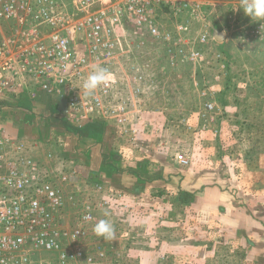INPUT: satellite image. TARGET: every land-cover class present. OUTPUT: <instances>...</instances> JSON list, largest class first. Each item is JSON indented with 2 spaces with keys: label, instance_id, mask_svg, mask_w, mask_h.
Here are the masks:
<instances>
[{
  "label": "rangeland",
  "instance_id": "rangeland-1",
  "mask_svg": "<svg viewBox=\"0 0 264 264\" xmlns=\"http://www.w3.org/2000/svg\"><path fill=\"white\" fill-rule=\"evenodd\" d=\"M238 5L239 0H207L203 6L200 19L191 25V35L197 46L200 33L210 34L207 47L201 46L208 63L195 71H189L192 65L185 61L170 68L163 53H157V45L151 44L141 59L131 57L138 59L135 62L142 61L145 76L148 73L154 78L151 87L144 90L145 105L186 108L184 115L193 126L192 132H184L179 118L162 119L177 132L170 145L164 142L168 150L158 154H171L176 163L179 154L189 160L187 165L177 166V174L184 181L180 179L173 187L177 198L171 201L175 207L172 215L166 214V209L158 214L155 198L135 197L107 186L101 181L103 168L89 167V159L71 132L53 129L47 133L39 123L36 129L29 127L28 117L20 120L19 138L35 146L33 155L44 164L49 176L75 170L84 196L100 198L119 191L126 195L129 211H122L116 204L109 211H98L84 240L90 250L102 249L112 264H264V28ZM215 35L224 40H217ZM216 54L227 68L224 92L212 86L219 65ZM192 75L215 102L209 125L199 117L202 100L198 91L190 88ZM238 86H243L242 91ZM133 124H138V118ZM113 131L124 144L115 156L145 160L152 154L156 158L159 137L155 133L149 138L138 135L139 131L130 140L115 125ZM82 162L88 166H82ZM96 183L102 185L101 192L94 193ZM199 190L202 197H194ZM179 192L190 197L181 200ZM62 218L70 226L76 221V213L66 208ZM101 219L112 223L111 239L93 231V225Z\"/></svg>",
  "mask_w": 264,
  "mask_h": 264
},
{
  "label": "built area",
  "instance_id": "built-area-1",
  "mask_svg": "<svg viewBox=\"0 0 264 264\" xmlns=\"http://www.w3.org/2000/svg\"><path fill=\"white\" fill-rule=\"evenodd\" d=\"M206 2L0 0V95H61L64 116L77 129L87 121H111L132 140L137 133L133 119L146 102V76L142 61L131 57L141 59L152 44L170 68L180 61L195 69L207 64L201 46L207 47L210 34L198 35L200 46L191 35ZM214 58L220 74H226L221 56ZM93 64L108 69L113 81L85 95L81 85ZM198 88L199 117L210 123L215 102L206 89ZM179 123L184 132H192L187 118ZM34 149L0 128V264H112L102 249L90 250L84 240L98 211H109L114 204L129 211L126 195L84 196L75 170L49 176ZM176 159L181 165L189 162L182 154ZM94 186V193L103 190L99 183ZM66 208L76 213L70 226L63 223Z\"/></svg>",
  "mask_w": 264,
  "mask_h": 264
},
{
  "label": "crops",
  "instance_id": "crops-1",
  "mask_svg": "<svg viewBox=\"0 0 264 264\" xmlns=\"http://www.w3.org/2000/svg\"><path fill=\"white\" fill-rule=\"evenodd\" d=\"M211 32L212 34H216L215 29L211 30ZM189 69L191 72L195 71L194 66H190ZM141 70L145 71L144 67ZM151 70L148 71L151 72ZM197 70L199 71V68ZM225 71L226 74H220L221 69L219 68L217 71L219 78H216L217 73L213 76V84L215 85L212 86H217L218 90L222 89V92L225 91L223 85L227 76L226 67ZM146 76L142 84L144 90L149 89L147 87H151L154 81V78L152 76L150 78L148 73H146ZM191 78H193V75ZM194 80L195 78H193V82L190 80V88L192 89L193 87V89L198 91L199 85L195 86ZM212 86L210 84L209 91L213 90ZM240 87L243 88V86ZM240 87L238 90L242 91ZM4 97L5 99H2L0 95V128H5L12 136L19 137L21 130L20 120L23 117H28L29 122H27V125L30 124L28 126L33 129H36L40 124L43 128H47L44 131L47 133L53 132V129H58L60 130L59 132L62 129L71 132L70 134L76 138L75 140H78V144L82 147L80 150L89 159V167L95 166L103 168L105 174H103L104 176H102L101 181H104L107 186L109 185L112 189H120L129 194L131 193L135 197L149 196L155 198L157 199L156 203L159 204L156 207L157 213L162 214L163 210L166 209L165 213L172 215L171 213H173L175 207L171 206V201L177 198V193L173 187H176L180 179L182 181L184 180L181 175L177 174L178 163L171 158V154L168 156L158 154L159 151L163 152L166 149L168 150L169 146L167 145L172 143V136L177 132L169 122L168 124L163 123L162 119L186 118L184 114H187L188 109L180 110L178 107L167 106H153L149 108L145 105L146 102H144L142 113L139 114V117H135L138 118V124L135 126H137V132L140 131L137 133L138 135L144 136L146 134L151 138L153 133H155V136L157 138L159 137L158 141L156 140V158L152 154H149L150 156L148 155V158L145 160H136L131 156H127V159L124 160L121 156H115V151H118V148L120 150L124 144H120L122 142L116 139L113 131V122L92 120L85 122L82 128L75 129L76 127L70 124L66 116H64L63 109L65 107V100L61 95H47L44 92H39L36 99H31L27 95V92H24L19 95L8 94ZM32 120L37 123L33 124L31 122ZM38 120L41 122H38ZM44 124H46L45 127ZM153 124L155 126H150ZM144 149L146 148L144 147ZM82 166L88 165L82 162ZM201 191L194 192V197L201 198ZM190 199L192 200L193 197Z\"/></svg>",
  "mask_w": 264,
  "mask_h": 264
},
{
  "label": "clouds",
  "instance_id": "clouds-1",
  "mask_svg": "<svg viewBox=\"0 0 264 264\" xmlns=\"http://www.w3.org/2000/svg\"><path fill=\"white\" fill-rule=\"evenodd\" d=\"M239 8H242L245 15L251 17L253 21H260L261 28H264V0H239ZM237 8V7H236ZM235 8V9H236ZM215 38L223 41V37L217 35ZM113 81L111 72L103 66L93 64L91 71L83 80L81 88L85 95H91L98 87H106ZM96 235L111 239L114 236L112 223L107 219H101L93 225Z\"/></svg>",
  "mask_w": 264,
  "mask_h": 264
},
{
  "label": "trees",
  "instance_id": "trees-1",
  "mask_svg": "<svg viewBox=\"0 0 264 264\" xmlns=\"http://www.w3.org/2000/svg\"><path fill=\"white\" fill-rule=\"evenodd\" d=\"M183 196H188V194H186V193L184 194V192H179V193H178V197H179V199H181V198L183 199ZM188 197H190V196H188ZM182 199H181V200H182ZM189 199H190V198H189Z\"/></svg>",
  "mask_w": 264,
  "mask_h": 264
},
{
  "label": "water",
  "instance_id": "water-1",
  "mask_svg": "<svg viewBox=\"0 0 264 264\" xmlns=\"http://www.w3.org/2000/svg\"><path fill=\"white\" fill-rule=\"evenodd\" d=\"M217 34H219V35H222V36H223L222 32H217ZM215 36H216V35H215ZM222 36H221V37H222Z\"/></svg>",
  "mask_w": 264,
  "mask_h": 264
}]
</instances>
